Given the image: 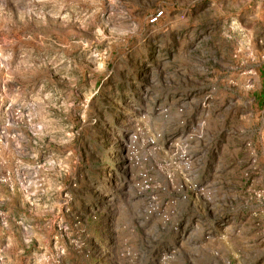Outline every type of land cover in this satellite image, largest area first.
<instances>
[{
  "label": "rangeland",
  "instance_id": "rangeland-1",
  "mask_svg": "<svg viewBox=\"0 0 264 264\" xmlns=\"http://www.w3.org/2000/svg\"><path fill=\"white\" fill-rule=\"evenodd\" d=\"M0 253L264 264V0H0Z\"/></svg>",
  "mask_w": 264,
  "mask_h": 264
},
{
  "label": "built area",
  "instance_id": "built-area-1",
  "mask_svg": "<svg viewBox=\"0 0 264 264\" xmlns=\"http://www.w3.org/2000/svg\"><path fill=\"white\" fill-rule=\"evenodd\" d=\"M162 14H163V11H159V12H157V13L154 15V17L152 18V21H156V20H158V18L161 17ZM3 261H4V257H3V255L0 253V264H2Z\"/></svg>",
  "mask_w": 264,
  "mask_h": 264
}]
</instances>
